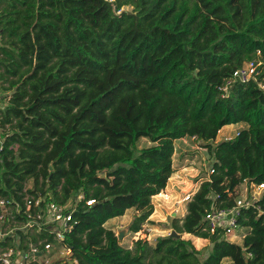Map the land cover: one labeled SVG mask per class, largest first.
Instances as JSON below:
<instances>
[{
    "label": "trees",
    "instance_id": "trees-1",
    "mask_svg": "<svg viewBox=\"0 0 264 264\" xmlns=\"http://www.w3.org/2000/svg\"><path fill=\"white\" fill-rule=\"evenodd\" d=\"M248 61L259 63L255 78L224 93V80ZM259 84L264 0H0V100L14 91L0 111L10 124L0 134V196L20 206L25 194L74 206L61 241L22 229L29 217L14 212V235L3 244L37 247L25 264H44L46 242L71 249L48 264H264V191L240 210L241 243L209 233L202 220L232 206L244 180L264 183ZM239 122L247 127L235 137L213 142ZM188 135L214 161L181 224L173 219L179 237L121 245L105 222L129 208L130 232L154 222L151 198L173 172L174 141ZM182 232L208 239L206 255Z\"/></svg>",
    "mask_w": 264,
    "mask_h": 264
},
{
    "label": "rangeland",
    "instance_id": "rangeland-1",
    "mask_svg": "<svg viewBox=\"0 0 264 264\" xmlns=\"http://www.w3.org/2000/svg\"><path fill=\"white\" fill-rule=\"evenodd\" d=\"M244 62L243 64H245ZM14 91L10 90L7 93L5 100H0V111L12 100ZM2 112H0V134L6 132L9 123L2 124ZM247 124L244 122L232 123L224 125L215 137L214 143L221 140H229L242 129L246 128ZM142 142L149 144L145 139ZM214 161L212 155L207 148L203 146V142L191 136H184L174 141V153L172 156L173 172L167 182L165 188L156 196H152L151 201L154 206L153 213L149 219L153 223L146 222L138 232H130L128 226L135 214L133 208H129L121 216L114 217L105 222L104 226L112 229L119 240V243L125 247H132L133 241L137 238L147 239L150 245H154L159 236L168 235L172 231V222L174 218H178V223L181 224L183 216L187 212V202L190 197L198 189L201 181L210 174V165ZM31 186V181L27 183ZM257 196L256 191L251 189L248 185L240 186L238 189V196L251 197ZM66 206H69L68 203ZM246 229L241 228L236 231L237 237L231 235L230 238L234 242H242L240 235L245 233ZM181 238H189L196 249H200L202 255H206L210 245V241L204 238L192 236L189 233H180ZM48 254L47 263L55 262L62 259L64 256L59 253ZM42 257V258H43ZM24 261H17L18 264H23ZM221 264H231L229 258L222 261Z\"/></svg>",
    "mask_w": 264,
    "mask_h": 264
},
{
    "label": "built area",
    "instance_id": "built-area-1",
    "mask_svg": "<svg viewBox=\"0 0 264 264\" xmlns=\"http://www.w3.org/2000/svg\"><path fill=\"white\" fill-rule=\"evenodd\" d=\"M258 62L248 61L242 66L234 69L229 77L224 80L223 85L220 87L224 93L227 92L229 85L235 81L246 82L251 78H255L257 74ZM261 88L264 85L259 84ZM195 138V136H191ZM2 141L0 139V149ZM210 169V173L212 172ZM248 185L251 189L256 191L257 196L253 195L249 197L241 198L238 196V189L240 186ZM264 191V183L255 184L253 182H248L244 180L234 189V203L230 207L223 208H212L205 212L203 216L204 230L209 233L218 232L226 239L233 241L230 236L234 235L237 237L236 231L239 228L237 223V217L240 214V210L244 207L251 206L253 202L258 199L262 192ZM77 199H82V194L77 196ZM42 197L32 196L25 194L23 197L22 205L13 204L11 200L6 197L0 196V264H18L17 261H24L23 264L29 262L33 253H40L37 247L30 245L27 250H19L14 245L8 244L4 245V241L7 236H13L15 231V226H13V215L14 212H20L29 217L24 223H22L21 228L26 227L35 228L36 230L46 229L50 234L53 235L57 242L61 241L63 238V233L66 230L72 228V212L74 206L70 208L66 205H61L52 201L44 202L41 204ZM95 202V199H87L86 204L91 205ZM37 208L35 211L34 209ZM244 234L240 237L243 238ZM46 253L52 250L53 253H59L64 257H67L71 253V249L63 244L46 242L44 244V249ZM43 254L40 256L42 257ZM45 256V254H44ZM34 259V257H32ZM42 260V259H41ZM38 260V261H41ZM47 262V259H43ZM48 264V263H47Z\"/></svg>",
    "mask_w": 264,
    "mask_h": 264
},
{
    "label": "water",
    "instance_id": "water-1",
    "mask_svg": "<svg viewBox=\"0 0 264 264\" xmlns=\"http://www.w3.org/2000/svg\"><path fill=\"white\" fill-rule=\"evenodd\" d=\"M51 167V166H50ZM103 176V175H102ZM171 235H174L175 237H179V233H176L175 231H171V233H170Z\"/></svg>",
    "mask_w": 264,
    "mask_h": 264
},
{
    "label": "crops",
    "instance_id": "crops-1",
    "mask_svg": "<svg viewBox=\"0 0 264 264\" xmlns=\"http://www.w3.org/2000/svg\"><path fill=\"white\" fill-rule=\"evenodd\" d=\"M111 219H112V218H111ZM204 239H205V238H204ZM205 240H207V239H205ZM237 243H239V242H237ZM48 254H50V253H46V254H45V257H47ZM43 256H44V255H43ZM43 256H42V257H43ZM42 257H39L38 260H41V259H44V258H45V257H43V258H42ZM225 259H226V258H225ZM223 260H224V259H223Z\"/></svg>",
    "mask_w": 264,
    "mask_h": 264
}]
</instances>
